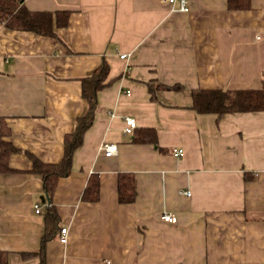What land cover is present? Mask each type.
<instances>
[{"label":"crops","instance_id":"obj_1","mask_svg":"<svg viewBox=\"0 0 264 264\" xmlns=\"http://www.w3.org/2000/svg\"><path fill=\"white\" fill-rule=\"evenodd\" d=\"M188 3L179 12L162 0H24L30 11H68L67 24L54 37L0 24V140L16 149L0 172L7 264H264V111L218 117L192 107L194 90L262 87L264 0L243 10ZM103 63L92 124L49 200L33 159L62 161L87 111L81 81ZM125 176L129 203L118 198ZM91 177L95 201L82 198Z\"/></svg>","mask_w":264,"mask_h":264},{"label":"trees","instance_id":"obj_2","mask_svg":"<svg viewBox=\"0 0 264 264\" xmlns=\"http://www.w3.org/2000/svg\"><path fill=\"white\" fill-rule=\"evenodd\" d=\"M250 0H227L229 9L243 10L249 8ZM68 11H30L24 6V0H0V24L7 28L33 32L40 36L54 37L55 28L64 27L68 21ZM108 66L103 63L90 77L84 78L82 96L87 103V111L77 119L73 132L65 137L64 156L60 163L44 164L33 159L32 171L42 176L45 194L51 200L59 178L70 173L73 152L80 146L85 131L91 126L97 109V92L104 88ZM179 86L173 89L178 90ZM192 107L197 113H215L218 117L225 114L240 112L264 111V83L257 90H194L192 92ZM148 141L155 142L152 130ZM9 131L1 127V137L8 136ZM16 149L7 141L0 140V172L11 171L7 165L8 156ZM98 196V182L90 178L84 191L83 199L95 201ZM118 198L121 203H129L134 198V183L129 176L121 177L118 188ZM50 206V205H49ZM55 214H52V221ZM0 264H7L6 253L0 250Z\"/></svg>","mask_w":264,"mask_h":264},{"label":"built area","instance_id":"obj_3","mask_svg":"<svg viewBox=\"0 0 264 264\" xmlns=\"http://www.w3.org/2000/svg\"><path fill=\"white\" fill-rule=\"evenodd\" d=\"M166 3H168L171 6L172 11H179V12H188L189 11V3L188 0H162ZM121 58H124V55L120 56ZM113 116V115H112ZM125 127L123 129L124 134L130 135L136 128L135 120L131 117L124 118ZM99 150L103 152L105 156H113L117 152V145L114 143H102L99 146ZM173 155L175 157H181L183 155L182 149H173L172 151ZM186 196H190L189 191L182 192ZM39 206H35V212H39ZM161 220L163 222L174 224L176 223V218L167 212H164L161 215ZM67 241V228L62 227L59 231V242L61 244H65Z\"/></svg>","mask_w":264,"mask_h":264}]
</instances>
